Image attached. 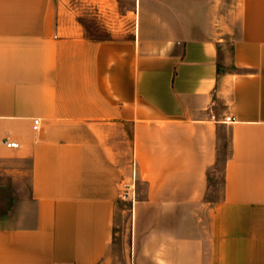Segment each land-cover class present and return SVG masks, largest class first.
Instances as JSON below:
<instances>
[{
    "label": "crops",
    "instance_id": "crops-1",
    "mask_svg": "<svg viewBox=\"0 0 264 264\" xmlns=\"http://www.w3.org/2000/svg\"><path fill=\"white\" fill-rule=\"evenodd\" d=\"M118 1L132 25L93 40L61 0H0V175L30 168L0 264H101L126 182L134 264H264V0Z\"/></svg>",
    "mask_w": 264,
    "mask_h": 264
},
{
    "label": "rangeland",
    "instance_id": "rangeland-1",
    "mask_svg": "<svg viewBox=\"0 0 264 264\" xmlns=\"http://www.w3.org/2000/svg\"><path fill=\"white\" fill-rule=\"evenodd\" d=\"M63 6L73 10L79 26L83 29L86 37L93 40H111L120 38L124 30L132 25L133 15L129 14L125 18L126 10H131V5H124L118 0H107L103 2L107 24L99 18V13L95 2L89 0H61ZM230 145L228 143L221 146L219 163L216 170L210 173L209 190L206 200L210 202H220L224 193V164L230 155ZM20 171L16 180L12 176H1L0 185L7 184L8 190L15 195V202H19L29 195V164L24 163L17 167ZM130 177V176H129ZM132 177V175H131ZM125 185H131L132 182ZM126 187V186H125ZM125 187L119 189L120 197L117 202V216L114 229L113 244L107 257L101 264H134L133 253V203L123 201L121 194ZM137 201L143 200L146 195V186L136 182ZM207 222V221H205Z\"/></svg>",
    "mask_w": 264,
    "mask_h": 264
},
{
    "label": "built area",
    "instance_id": "built-area-1",
    "mask_svg": "<svg viewBox=\"0 0 264 264\" xmlns=\"http://www.w3.org/2000/svg\"><path fill=\"white\" fill-rule=\"evenodd\" d=\"M225 122L228 124H233L235 123V120L232 119L231 117H227L225 118ZM39 126V121H35L34 122V127L35 129H37V127ZM3 145L9 149H17L18 145L16 143H13L9 140H4L3 141ZM121 199L123 201H130L132 203L135 202L136 200V191H135V186L134 184L128 185L125 187L123 193L121 194Z\"/></svg>",
    "mask_w": 264,
    "mask_h": 264
}]
</instances>
